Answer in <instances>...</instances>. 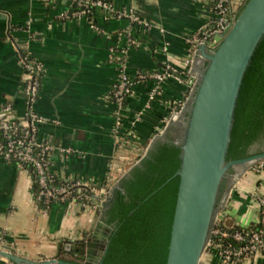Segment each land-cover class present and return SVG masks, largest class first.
Listing matches in <instances>:
<instances>
[{"label":"crops","instance_id":"crops-1","mask_svg":"<svg viewBox=\"0 0 264 264\" xmlns=\"http://www.w3.org/2000/svg\"><path fill=\"white\" fill-rule=\"evenodd\" d=\"M108 1L133 10L149 27H132L127 18L98 9L95 28L87 17H65L71 0H0V111L7 105L16 118L26 114L20 56L29 54L43 64L34 110L44 119L38 124V137L52 147L53 169L62 178H91L99 184L111 170L115 174L128 170L160 128L185 119L192 105V75L198 79L207 64L199 47L194 52L190 39L218 18L214 8L218 0ZM244 1L233 4L239 7ZM214 43L208 41L207 49L213 50ZM124 60L130 76L170 65L183 81L171 77L160 83H137L119 115L112 90ZM155 88L158 93L152 99ZM117 119L128 136L121 150L114 139ZM225 181L220 198L224 223H256L257 198H264V167L237 170ZM97 213L77 200L39 208L31 173L14 162H0V244L18 255L34 261L64 260L61 246L82 241L84 253L78 258L82 263L101 234ZM0 264L15 263L0 256ZM201 264L227 263L205 252ZM239 264H264V253Z\"/></svg>","mask_w":264,"mask_h":264},{"label":"water","instance_id":"water-1","mask_svg":"<svg viewBox=\"0 0 264 264\" xmlns=\"http://www.w3.org/2000/svg\"><path fill=\"white\" fill-rule=\"evenodd\" d=\"M263 36L264 0H246L236 19L214 36L216 49H207L206 43L199 46L208 65L195 84L190 82L194 85L189 107L192 114L181 145L182 164L177 172L180 185L166 264H201L215 216L221 209L219 194L228 170L264 159V153L229 162L225 159L243 76ZM167 130L162 127L153 134L149 147ZM237 177L234 175V179ZM99 225L111 233V226L102 220ZM106 248L104 244L102 255ZM0 256L15 264H79L57 258L29 260L7 245H0Z\"/></svg>","mask_w":264,"mask_h":264},{"label":"trees","instance_id":"trees-1","mask_svg":"<svg viewBox=\"0 0 264 264\" xmlns=\"http://www.w3.org/2000/svg\"><path fill=\"white\" fill-rule=\"evenodd\" d=\"M82 8L71 4L70 11ZM96 11L87 14L89 20L95 17ZM131 25L134 27L136 23ZM42 76L41 72L40 80ZM191 114V111L187 112L184 128L171 126L164 137L158 138L148 148L146 154L119 178L111 197L98 210L100 220L112 228L101 264H166L180 185L177 172L182 164L181 145ZM261 153H264V36L257 44L243 76L225 159L229 162ZM25 166L34 175L33 165L27 163ZM73 183H69V190L78 194L82 189L73 186ZM225 183L224 180L219 199ZM85 193L90 194L89 190ZM90 202L94 203L95 199ZM228 226L240 229L236 224ZM249 227L256 230L263 228L258 222ZM83 246L82 241H67L61 246L59 254L65 261L79 263L78 258L81 259L84 253Z\"/></svg>","mask_w":264,"mask_h":264},{"label":"built area","instance_id":"built-area-1","mask_svg":"<svg viewBox=\"0 0 264 264\" xmlns=\"http://www.w3.org/2000/svg\"><path fill=\"white\" fill-rule=\"evenodd\" d=\"M71 4H77V6L83 8L74 11L69 10L66 12L65 17H87V14L100 9L113 13L117 18H127L131 24L136 23L149 27V24L142 21L133 10L116 8L112 2L107 0H71ZM243 4L237 7L233 4V0H218L214 7L218 13V18L214 25L205 26L190 39L194 52L201 44H205L210 40L214 41V36L221 34L226 26L236 19ZM90 21L91 25L97 28L93 23V19H90ZM20 61L25 68L24 84L28 110L21 118H16L11 114L10 106H4L0 111V162H14L24 169H26L25 165L27 163L33 165L34 175L31 176L36 187L34 201L39 208L48 209L53 201L64 203L74 197L71 200H77L85 207L90 206L96 210L101 209L104 203L108 201L119 178L146 154L149 143L135 156L128 170L125 169L122 174H115L112 170L109 171L101 184L91 178L60 177L51 164V145L42 142L38 137V124L43 122L44 119L35 112L34 105L39 98L41 89L40 77L41 72H43V64L24 52L21 53ZM171 77L183 81V78L176 75L174 68L170 65H167L163 71L138 72L135 76H130L127 73L126 61L120 62L117 82L112 90V97L118 109L117 113L119 114L123 109L124 100L133 94L134 86L137 83L147 80L160 83ZM196 80V76L192 75L191 81L195 84ZM191 87L193 88L194 85L191 84ZM157 93L158 90L155 88L151 92L150 98L154 99ZM120 125V120L117 119L114 128V139L119 150L127 144L128 140L127 133L122 132ZM260 166L264 167V160L260 161ZM58 181L64 182L56 184ZM71 181L74 182L73 186L82 189L78 194H74L69 190ZM85 190H89L90 194L85 193ZM92 198L95 199L94 203L90 202ZM257 201L259 204L257 222L263 228L256 230L250 229L249 226L239 225L240 229H238L234 226H228L224 223V208H221L215 216L204 253L208 252L215 255L227 264H239L256 254L264 253V198L259 197Z\"/></svg>","mask_w":264,"mask_h":264},{"label":"flooded vegetation","instance_id":"flooded-vegetation-1","mask_svg":"<svg viewBox=\"0 0 264 264\" xmlns=\"http://www.w3.org/2000/svg\"><path fill=\"white\" fill-rule=\"evenodd\" d=\"M102 230H103V233H101L99 235V237L96 239L95 244L90 246L91 249L89 252V256H87L86 259L82 263H79V264H98L99 263L100 256L102 255L100 253V251L103 250L104 244H106V246H107L108 238H109L108 230L107 229H102ZM105 250H104V252H105Z\"/></svg>","mask_w":264,"mask_h":264},{"label":"rangeland","instance_id":"rangeland-1","mask_svg":"<svg viewBox=\"0 0 264 264\" xmlns=\"http://www.w3.org/2000/svg\"><path fill=\"white\" fill-rule=\"evenodd\" d=\"M184 120H181L180 118H178L175 125H178V126L180 125V126H182V128H184V126H185ZM261 160H264V159H260L259 161L252 163V164L246 163L245 165H238L236 168L232 167V168H230V170H228L227 176L230 175L231 173L234 174L237 170H244V169L247 170V169H250L252 167H257V166H259V163Z\"/></svg>","mask_w":264,"mask_h":264}]
</instances>
